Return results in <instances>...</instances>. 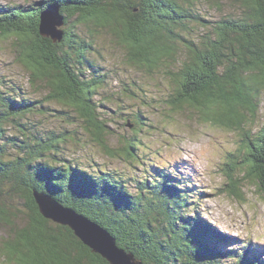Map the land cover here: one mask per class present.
I'll list each match as a JSON object with an SVG mask.
<instances>
[{"label":"trees","instance_id":"trees-1","mask_svg":"<svg viewBox=\"0 0 264 264\" xmlns=\"http://www.w3.org/2000/svg\"><path fill=\"white\" fill-rule=\"evenodd\" d=\"M54 4L63 18L56 40L40 33ZM102 37L147 80L111 78ZM0 41L17 48L33 90L0 77L1 262L109 264L42 215L38 190L144 264H264L260 237L223 249L235 236L202 211L196 172L165 158L181 118L237 133L221 192L243 201L249 184L264 192V0H25L0 5ZM48 113L61 123L50 125ZM121 120L129 129L113 144ZM83 147L91 158L78 157Z\"/></svg>","mask_w":264,"mask_h":264},{"label":"rangeland","instance_id":"rangeland-1","mask_svg":"<svg viewBox=\"0 0 264 264\" xmlns=\"http://www.w3.org/2000/svg\"><path fill=\"white\" fill-rule=\"evenodd\" d=\"M36 0H31L34 2ZM24 3L25 0H0V5H10L11 3ZM56 5V4H54ZM49 9V8H47ZM46 9V10H47ZM52 12H56L51 7ZM62 25V24H61ZM60 25V26H61ZM58 25V27H60ZM12 42V41H11ZM119 46V45H118ZM97 47L102 51L103 58L101 59L102 65L106 71L114 70L111 74V78L117 80V73L121 80L132 78L135 82L141 83L144 75L140 73L135 67H131L121 61L122 50L121 47L106 40L104 37L99 38ZM17 48L10 43H4L0 41V77H7L8 80L22 84L27 91H33L29 83V73L17 60ZM119 79V80H120ZM112 85L116 86V82ZM155 85V84H154ZM147 87V85H145ZM114 87H109L108 90L112 91ZM155 91L157 89L164 90L162 86H154ZM40 97V95H38ZM263 116H264V106ZM54 113V112H53ZM50 125L61 123L58 117L51 115ZM41 118L40 115L37 118ZM45 123H47V119ZM40 121H43L40 119ZM264 121V120H263ZM180 124H174L175 129L179 130L180 135L177 141H180L173 146H168L166 159L183 165H188L189 170L196 172V181L199 183L201 189H206L207 194H204L201 202L202 211L206 213L208 219L212 221L213 225L221 230L223 234L238 236L240 240L235 242L230 241L223 246V249H238L242 243L241 241L248 239L249 237H260L259 241H264V192L262 188L257 185L249 184L244 188L246 192V200H240L239 198H233L226 193H222L221 189L227 180L225 172L227 170L226 163L229 160L228 153L232 149L236 148L238 138H241L237 133L231 131L217 129L216 127L209 128L201 124L197 125L193 121L187 118H181ZM120 124H114L113 129L116 132L110 139L113 144L117 143L119 135L127 132L128 126ZM170 131V130H168ZM167 132V131H166ZM167 134H169L167 132ZM153 140L158 138L156 135L150 136ZM159 134V140L160 138ZM115 138V139H114ZM149 138V137H148ZM74 150L70 154H74ZM94 149L90 147H83L79 153H76L78 157L83 160H87L93 156ZM96 151V150H95ZM97 155V160H108L107 156ZM177 158V160L175 159ZM112 162L109 168L123 169L125 166L122 161L109 160ZM187 172V171H186ZM236 175V174H235ZM1 235V232H0ZM253 240V239H252ZM257 240L254 239L252 244H257ZM0 264H4L0 261Z\"/></svg>","mask_w":264,"mask_h":264},{"label":"water","instance_id":"water-1","mask_svg":"<svg viewBox=\"0 0 264 264\" xmlns=\"http://www.w3.org/2000/svg\"><path fill=\"white\" fill-rule=\"evenodd\" d=\"M52 8L56 10L55 13L51 11V8L42 13L40 33L56 40L62 37V31L59 30L58 25L63 23V18L58 5H54ZM33 195L45 218L68 226L84 245L109 264H144L143 260L137 257L134 252L119 246L117 238L90 217L72 207L65 206L48 193L34 190Z\"/></svg>","mask_w":264,"mask_h":264}]
</instances>
